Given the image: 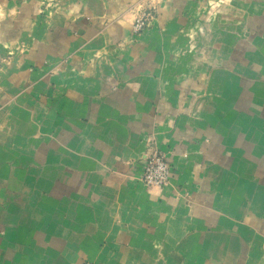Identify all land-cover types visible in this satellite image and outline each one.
I'll return each instance as SVG.
<instances>
[{
	"label": "crops",
	"instance_id": "crops-1",
	"mask_svg": "<svg viewBox=\"0 0 264 264\" xmlns=\"http://www.w3.org/2000/svg\"><path fill=\"white\" fill-rule=\"evenodd\" d=\"M204 5L0 0V264H264V0Z\"/></svg>",
	"mask_w": 264,
	"mask_h": 264
},
{
	"label": "built area",
	"instance_id": "built-area-1",
	"mask_svg": "<svg viewBox=\"0 0 264 264\" xmlns=\"http://www.w3.org/2000/svg\"><path fill=\"white\" fill-rule=\"evenodd\" d=\"M213 1H216L217 3H224L230 0H212V2ZM207 3H210L209 0ZM151 18L152 16L150 10L140 12V14L133 19L132 31L135 34H139L146 27L147 21ZM143 161L144 163L141 175L143 184L147 187L161 188L165 186L169 181L171 172L170 163L167 161L165 153L158 149H153L144 156Z\"/></svg>",
	"mask_w": 264,
	"mask_h": 264
},
{
	"label": "rangeland",
	"instance_id": "rangeland-1",
	"mask_svg": "<svg viewBox=\"0 0 264 264\" xmlns=\"http://www.w3.org/2000/svg\"><path fill=\"white\" fill-rule=\"evenodd\" d=\"M208 0H205V9H206V12H207V16L211 15V14H214L221 6H224V5H228V2H224V3H217L216 1H213L211 4L210 3H207ZM214 5V6H213ZM151 16H153V12H151ZM151 20V19H150ZM147 21V25L148 23L150 22ZM133 22V21H132ZM146 25V26H147ZM131 30H132V24H131ZM82 263L86 264V263H90V264H93L92 262L90 261H83ZM81 263V264H82Z\"/></svg>",
	"mask_w": 264,
	"mask_h": 264
},
{
	"label": "clouds",
	"instance_id": "clouds-1",
	"mask_svg": "<svg viewBox=\"0 0 264 264\" xmlns=\"http://www.w3.org/2000/svg\"><path fill=\"white\" fill-rule=\"evenodd\" d=\"M209 2L212 3V0H209ZM213 6H214V5H213ZM138 10H139V7L137 8V11H138ZM134 18H135V17H134V16H131V15L125 17V19H127L129 22H131L132 19H134Z\"/></svg>",
	"mask_w": 264,
	"mask_h": 264
}]
</instances>
